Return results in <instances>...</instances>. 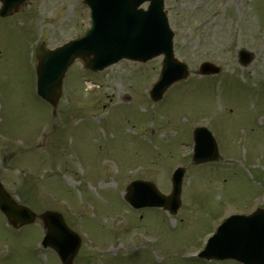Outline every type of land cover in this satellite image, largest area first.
<instances>
[{
    "label": "rangeland",
    "instance_id": "374dc122",
    "mask_svg": "<svg viewBox=\"0 0 264 264\" xmlns=\"http://www.w3.org/2000/svg\"><path fill=\"white\" fill-rule=\"evenodd\" d=\"M165 8L175 53L192 72L187 80L152 102L147 92L161 56L100 72L75 60L54 117L36 98L34 47L82 34L87 7L82 0H26L0 17V180L35 212L56 209L68 218L81 236L74 264H239L201 261L196 253L214 231L220 201V215L264 206V0H165ZM242 48L254 54L244 67ZM205 60L221 72L199 78L194 72ZM195 125L212 130L217 161L181 159ZM179 163V214H136L123 198L127 183L149 180L168 193ZM42 235L40 220L15 231L0 212V264H60L53 250L38 248Z\"/></svg>",
    "mask_w": 264,
    "mask_h": 264
},
{
    "label": "water",
    "instance_id": "95a60500",
    "mask_svg": "<svg viewBox=\"0 0 264 264\" xmlns=\"http://www.w3.org/2000/svg\"><path fill=\"white\" fill-rule=\"evenodd\" d=\"M143 1L84 0L91 8V27L84 35L54 50L46 49L43 43L36 49L38 94L55 107L61 94L62 75L76 57L81 58L88 68L102 69L122 57L144 61L164 53L162 75L151 92L154 99L161 96L170 82L186 76V67L175 61L172 55V34L167 28L162 12V0H150L145 11L138 9V5ZM7 10L8 6L1 10V14H6ZM201 71L211 72L212 69L204 66ZM207 143L205 141V144ZM212 152L215 153V148ZM172 180L173 190L166 198L157 194L153 185L139 182L131 185L129 194L132 193V196L129 198L128 194L127 197L133 204L156 202L170 206L171 210L175 211L179 202L181 182L179 169L174 173ZM0 210L15 227L30 223L36 218L30 209L13 200L1 183ZM39 217L48 228L44 244L57 249L63 264H72L79 239L75 236L74 243H71L67 240L73 241V238L66 240L63 233L61 234L59 224H62V219L59 214L46 211ZM232 222L234 225H228L227 221L222 226L214 244L218 251L213 254L217 255L212 256L233 257L245 263L264 264V211L258 210L249 217ZM225 228L227 237L222 233ZM235 228L238 231H233Z\"/></svg>",
    "mask_w": 264,
    "mask_h": 264
}]
</instances>
